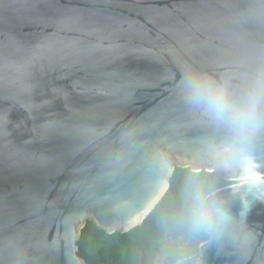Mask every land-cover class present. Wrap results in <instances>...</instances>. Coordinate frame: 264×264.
Here are the masks:
<instances>
[{
	"label": "water",
	"instance_id": "water-1",
	"mask_svg": "<svg viewBox=\"0 0 264 264\" xmlns=\"http://www.w3.org/2000/svg\"><path fill=\"white\" fill-rule=\"evenodd\" d=\"M191 74L264 83V0H0V264H87L86 223L140 226L177 167L234 183L192 264H264V185L237 187L245 156L264 176V130L226 155Z\"/></svg>",
	"mask_w": 264,
	"mask_h": 264
},
{
	"label": "trees",
	"instance_id": "trees-1",
	"mask_svg": "<svg viewBox=\"0 0 264 264\" xmlns=\"http://www.w3.org/2000/svg\"><path fill=\"white\" fill-rule=\"evenodd\" d=\"M195 183L212 194L234 184L220 172H192L189 167H177L169 187L140 226L126 233L107 234L92 222L80 231L78 255L87 264H154L147 251L161 252L167 238L181 240L186 247L183 255L170 253L173 264H192L199 246L209 239L207 231H194L188 221V192Z\"/></svg>",
	"mask_w": 264,
	"mask_h": 264
},
{
	"label": "clouds",
	"instance_id": "clouds-1",
	"mask_svg": "<svg viewBox=\"0 0 264 264\" xmlns=\"http://www.w3.org/2000/svg\"><path fill=\"white\" fill-rule=\"evenodd\" d=\"M184 99L214 126L225 131L230 144L223 148L226 155L251 143L253 137L264 130V83H258L237 98L226 83L215 81L205 75L191 74L183 84ZM251 156L240 161V170L247 177L237 187L255 188L264 185V176ZM188 221L194 231H216L229 217L213 194L193 183L188 192Z\"/></svg>",
	"mask_w": 264,
	"mask_h": 264
},
{
	"label": "rangeland",
	"instance_id": "rangeland-1",
	"mask_svg": "<svg viewBox=\"0 0 264 264\" xmlns=\"http://www.w3.org/2000/svg\"><path fill=\"white\" fill-rule=\"evenodd\" d=\"M186 251V247L181 240L167 238L164 247L159 253H152L150 250L147 251L148 258L152 259L154 264H173L169 258L170 253L179 252L183 255ZM178 261L176 264H180Z\"/></svg>",
	"mask_w": 264,
	"mask_h": 264
}]
</instances>
